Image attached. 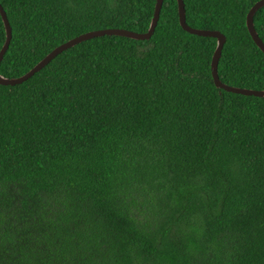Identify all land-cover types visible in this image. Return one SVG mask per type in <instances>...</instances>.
<instances>
[{"label":"trees","instance_id":"1","mask_svg":"<svg viewBox=\"0 0 264 264\" xmlns=\"http://www.w3.org/2000/svg\"><path fill=\"white\" fill-rule=\"evenodd\" d=\"M258 1L184 0L189 26L225 35L229 86L264 90ZM0 4L17 78L87 32H147L156 0ZM254 26L264 42V7ZM216 46L164 0L151 39L93 38L0 85V264H264V97L215 86Z\"/></svg>","mask_w":264,"mask_h":264},{"label":"water","instance_id":"2","mask_svg":"<svg viewBox=\"0 0 264 264\" xmlns=\"http://www.w3.org/2000/svg\"><path fill=\"white\" fill-rule=\"evenodd\" d=\"M163 2L164 0H156L154 15H153L150 27L147 32L137 33L131 30L116 29V28L87 32L55 48L43 60H41L34 68H32L28 73L24 74L23 76H20L17 78H7L0 74V85L14 86V85L22 84L23 82L30 79L35 73L42 70L50 61H52L56 56H58L65 50L72 48L79 43H82L84 41H87L93 38L102 37V36L107 35V36H121V37L130 38L133 40H141V41L151 39L155 32V29L157 27V24L160 18V13H161V9L163 6ZM177 4H178L179 23H180L181 28L184 31L192 35H196L200 37L215 38L217 40V46H216V49H215V52L213 54L212 61H211V73H212V78H213L215 86L218 89L224 90L226 92L240 94L244 96H255V97L263 98L264 90H254V89H248V88L229 86L221 81L218 75V66H219V61L222 56L223 47L226 43L225 35L218 30H202V29H197V28H193L189 26L186 21V11H185L184 0H177ZM263 7H264V0H259L251 7V9L249 10L247 14L246 26H247L248 32L253 42L264 53V42L259 37L255 29V26H254V16L257 13V11ZM0 14H1L5 29H6V41L0 51V65H1L3 57L5 53L7 52L11 39H12V28L7 18L6 12L4 11L1 4H0Z\"/></svg>","mask_w":264,"mask_h":264}]
</instances>
